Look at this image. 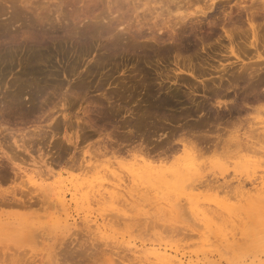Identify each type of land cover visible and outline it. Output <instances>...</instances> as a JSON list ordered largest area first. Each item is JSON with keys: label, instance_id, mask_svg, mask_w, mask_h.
Masks as SVG:
<instances>
[{"label": "rangeland", "instance_id": "374dc122", "mask_svg": "<svg viewBox=\"0 0 264 264\" xmlns=\"http://www.w3.org/2000/svg\"><path fill=\"white\" fill-rule=\"evenodd\" d=\"M251 1L0 0V221L19 233L0 235V264H43L52 245L55 264H156L124 242L206 263L264 259L263 244L230 249L207 238L249 229L253 197L264 195V54L262 64L241 9ZM263 5L248 11L264 42ZM222 27L235 29L234 54ZM146 86L168 103L151 109ZM95 189L113 194H87Z\"/></svg>", "mask_w": 264, "mask_h": 264}, {"label": "bare ground", "instance_id": "6f19581e", "mask_svg": "<svg viewBox=\"0 0 264 264\" xmlns=\"http://www.w3.org/2000/svg\"><path fill=\"white\" fill-rule=\"evenodd\" d=\"M243 1H245V0H243ZM256 1V0H255ZM255 1H251L252 3L251 4H249V6H245V4H244V6L242 5V3L243 2H239L238 4H241L242 5V7H241V9H244L245 10V12H247V16H246V18H247V21H248V25H249V27H248V29H249V32H250V39H249V41H248V45L250 46V47H253L254 48V51H255V54H256V58L259 60V59H261L260 60V62L263 60L261 57H262V53L264 54V45L262 44V43H264L262 40H260V34H259V30L260 29H258V26L255 24V19H254V14L252 13V11H248V10H251L252 9V7H253V4H254V2ZM196 3H198V2H196ZM212 3V2H211ZM211 3H209V5L211 4ZM54 4V3H53ZM55 6H56V2H55V4H54ZM53 5V6H54ZM207 5V4H206ZM208 5V6H209ZM60 6V5H59ZM205 7V6H204ZM182 8V7H181ZM190 8V7H189ZM206 8V7H205ZM209 8H211V7H209ZM262 8L264 9V5L262 6ZM55 9V8H54ZM188 9V8H187ZM174 10V9H173ZM56 11H58V10H56ZM172 11V10H171ZM195 11V10H194ZM194 11H192V12H190V13H194ZM168 12V11H167ZM169 12H170V10H169ZM168 12V13H169ZM197 12V11H196ZM198 12H200V11H198ZM203 12V11H202ZM205 12V11H204ZM167 13V14H168ZM255 13V12H254ZM195 14V13H194ZM197 14V13H196ZM201 14H203V13H201ZM190 15V14H189ZM193 15V14H192ZM198 15V14H197ZM205 15V14H204ZM178 16V15H177ZM177 16H174L175 18L174 19H176V17ZM186 17H188V14H185V15H182V14H180L178 17H177V19L178 20H180L181 22H183V20H185V18ZM168 18V17H167ZM166 18V19H167ZM231 18V17H230ZM231 19H233V18H231ZM177 20V21H178ZM163 21V20H162ZM168 21V20H167ZM173 21V20H172ZM175 21V20H174ZM177 21H175L174 22V25H177L178 23L179 24H182L181 22H177ZM186 21V20H185ZM188 21V20H187ZM229 21V20H228ZM232 21V20H231ZM171 22V21H170ZM235 22V21H234ZM162 23H165V22H162ZM168 23H169V21H168ZM171 23H173V22H171ZM231 23V22H230ZM238 23V22H237ZM161 24V23H160ZM236 24V23H235ZM263 24V23H262ZM164 25V24H163ZM166 25V24H165ZM173 25V26H174ZM183 25V24H182ZM260 25V24H259ZM168 26V25H167ZM172 26V25H171ZM171 26L169 27V28H171ZM163 27H165V26H163ZM179 27H180V25H179ZM182 27V26H181ZM159 27H157V29H158ZM172 28H174V27H172ZM171 28V29H172ZM180 29V28H179ZM222 29H223V27H222ZM181 30V29H180ZM235 30V29H234ZM234 30H232V29H225V27H224V29H223V31H224V33H225V36H226V38H227V40H228V45H227V49H229V52L231 53V54H234L235 53V50L237 49V47H236V49H235V46H234V38H233V34H232V31H234ZM176 31H178V30H176ZM165 32V31H164ZM262 32V31H261ZM164 36V35H163ZM168 36H170V35H168ZM171 37V36H170ZM262 37H263V35H262ZM169 38V37H168ZM157 40V39H156ZM262 41V42H261ZM220 42V41H219ZM218 42V43H219ZM261 43V48H262V50H259V44ZM220 47V46H219ZM241 48V47H240ZM240 50V49H239ZM237 53V52H236ZM251 56V55H250ZM255 56V55H254ZM238 57V56H237ZM32 58H34V56L32 55L31 56V59ZM238 59V58H237ZM183 61V60H182ZM182 61H180V62H182ZM264 61V60H263ZM262 61V62H263ZM261 62V63H262ZM31 63V62H30ZM34 63V62H33ZM181 64V63H180ZM253 64V63H252ZM263 64V63H262ZM30 65V64H29ZM200 66V65H199ZM264 67V66H263ZM31 68H33V67H31ZM246 68V67H245ZM141 69V68H140ZM196 69V68H195ZM201 69V68H200ZM203 69V68H202ZM225 69V67H223L222 68V70H224ZM28 70H29V68L27 69V72H28ZM195 71V70H194ZM253 71V70H252ZM29 72H30V70H29ZM140 72H141V70H140ZM187 72V71H186ZM196 72V71H195ZM201 72H202V70H201ZM239 73V72H238ZM24 74H26V73H24ZM187 74H189V75H191V76H193L194 78H197V79H199L198 78V76H196L193 72H189V70H188V72H187ZM145 75V74H144ZM201 75V74H200ZM222 75V74H221ZM221 75H219V77H221ZM188 76V75H187ZM169 77H171V76H169ZM176 77V76H175ZM189 77V76H188ZM222 77H223V75H222ZM252 77V76H251ZM148 78V77H147ZM146 78V79H147ZM207 78V77H206ZM225 78V77H224ZM233 78V77H232ZM168 79V78H167ZM260 79V78H259ZM140 80V79H139ZM191 80V79H190ZM200 81H198V82H201L202 84H201V87H202V89H208L207 87V83H205L204 81H203V78L202 79H199ZM215 80V79H214ZM222 80V79H221ZM220 80V81H221ZM187 81V80H186ZM189 81V80H188ZM213 81V80H212ZM223 81V80H222ZM262 81V80H261ZM150 82V81H149ZM228 82V84H230L229 83V81H227ZM233 82H234V80H233ZM148 83V82H147ZM213 83V82H212ZM142 84V83H141ZM153 84V83H152ZM195 84V83H194ZM193 84V85H194ZM155 85V84H154ZM197 85V84H196ZM211 85V84H210ZM209 85V86H210ZM221 85V84H220ZM220 85H219V87H220ZM226 85V84H225ZM259 85V84H258ZM152 86V85H151ZM166 86H168V85H166ZM198 86V85H197ZM218 86V85H217ZM217 86H215L216 88H217ZM246 86V85H245ZM135 87V86H134ZM147 88H148V86H146ZM200 87V86H199ZM223 87V86H222ZM227 87H228V85H227ZM226 87V88H227ZM254 87V86H253ZM256 87V86H255ZM254 87V88H255ZM258 87V86H257ZM255 88V89H257V90H259L258 88ZM260 87V86H259ZM150 88V87H149ZM148 88V90H150L149 91V93L151 92V93H153L154 94V100L153 101H151V102H155L156 104H153V105H148L151 109H154V108H156L157 109V107L156 106H158L159 105V101H161L162 100V102H164L165 103V101L167 102L168 100L166 99V97H164L163 95H162V97L160 98L159 96H155L156 95V93L158 92L157 91V89H155V90H152L151 88L149 89ZM191 88V87H190ZM214 88V87H213ZM229 88H230V86H229ZM229 88H227V89H229ZM210 89V88H209ZM255 89L253 90V91H255ZM162 90V89H161ZM177 90V89H176ZM205 90V91H206ZM212 90V89H211ZM252 90V89H251ZM261 90V89H260ZM200 91V90H199ZM198 91V87H192L191 88V90H190V94H189V96L191 97L192 95H194V94H200V93H198L199 92ZM252 91V92H253ZM170 92V91H169ZM179 92V91H178ZM218 92H219V88H217V90H215L214 91V93H217L218 94ZM224 92V91H223ZM258 92V91H257ZM159 93H161V92H159ZM225 93V92H224ZM258 93H262V92H258ZM263 93H264V91H263ZM158 94V93H157ZM174 94V93H173ZM172 94V95H173ZM211 94V93H210ZM220 94H221V92H220ZM223 94V93H222ZM227 94V93H226ZM246 94V93H245ZM253 94H257L256 93V91H255V93L253 92ZM151 94H149V95H147V96H150ZM159 95V94H158ZM176 95V94H175ZM185 95H187V94H185ZM213 95V94H212ZM247 95H249V94H247ZM264 95V94H263ZM171 96V95H170ZM253 96V95H252ZM257 96H260V94L258 95L257 94ZM253 97V98H258V97ZM261 96H262V94H261ZM260 96V97H261ZM215 97H216V95H215ZM222 97V96H221ZM153 98V97H152ZM186 98H188V96L186 97ZM264 98V97H263ZM191 99V98H190ZM206 100V99H205ZM257 100V99H256ZM171 102V101H170ZM168 103V102H167ZM158 104V105H157ZM170 104V103H169ZM242 104V103H241ZM160 105H162V104H160ZM172 105V104H171ZM185 105V104H184ZM197 105V104H196ZM229 105V104H228ZM235 105V104H234ZM239 105V104H238ZM143 106H146V105H143ZM217 106V105H216ZM234 107V106H233ZM241 107H242V105H241ZM146 108V107H145ZM148 108V107H147ZM173 108V107H172ZM237 108V107H236ZM161 109V108H160ZM5 110V109H4ZM147 110H149V108L147 109ZM155 110V109H154ZM154 110H152L153 112H154ZM185 110V109H184ZM191 110V109H190ZM188 111V110H187ZM220 111V110H219ZM2 112V111H1ZM111 112V111H110ZM148 112V111H147ZM150 112V111H149ZM190 112V111H189ZM236 112V111H235ZM241 112V111H240ZM158 113V112H157ZM183 113H184V111H183ZM191 113V112H190ZM185 115V114H184ZM219 115V114H218ZM137 120L139 119V120H141L142 121V119L143 118H137V117H135ZM201 119V118H200ZM136 121V120H135ZM140 121V122H141ZM220 121V120H219ZM137 122H139V121H137ZM143 122V121H142ZM144 123V122H143ZM204 123V122H203ZM136 124V123H135ZM196 124H199V123H196ZM195 124V125H196ZM201 124H202V120H201ZM204 124H206V123H204ZM190 125V124H189ZM188 125V127H190ZM216 125V124H215ZM183 126V125H182ZM192 126V125H191ZM187 127V128H188ZM196 127V126H195ZM191 128H193V127H191ZM204 128V127H203ZM128 133L129 134H133L134 133V130H128ZM187 133V132H186ZM183 134V133H182ZM190 134V133H189ZM253 134V133H252ZM192 136V135H191ZM195 136V135H194ZM193 136V137H194ZM250 136V135H249ZM201 138V137H200ZM203 138V137H202ZM204 138H206V137H204ZM203 138V139H204ZM165 139V138H164ZM195 139V138H194ZM198 139V138H197ZM202 139V140H203ZM200 141H201V139H199ZM206 139H204V141H205ZM212 139H210V141H211ZM203 141V142H204ZM206 142H207V140H206ZM252 142V141H251ZM145 143V142H144ZM202 143V142H201ZM155 145V144H154ZM188 146V145H187ZM170 147V146H169ZM208 147H210V144H209V146ZM172 148V147H171ZM166 151V150H165ZM82 162H84V161H82ZM88 164V163H87ZM191 164V163H190ZM193 164H195V163H193ZM82 165V164H81ZM80 165V166H81ZM86 165V164H85ZM87 166V165H86ZM142 166V165H141ZM195 166V165H194ZM95 167V166H94ZM81 168H84V167H81ZM88 168H89V165H88ZM139 168H140V166H139ZM138 168V169H139ZM142 168H143V166H142ZM2 169H3V167H2ZM86 169V168H85ZM146 169V168H145ZM148 169V168H147ZM146 169V170H147ZM176 169V168H175ZM87 170V169H86ZM107 170V169H106ZM149 170H150V168H149ZM48 171H50V170H48ZM140 171V170H139ZM47 172V171H46ZM141 172H142V170H141ZM145 172V171H144ZM149 172V171H148ZM160 172V173H159ZM161 172L162 171H158V172H156V174L158 175V176H160V174H161ZM176 172V171H175ZM178 172V171H177ZM52 173V172H51ZM106 173V172H105ZM104 173V174H105ZM143 173V172H142ZM154 173V172H153ZM43 173L41 172V175H42ZM139 174V173H138ZM46 175V174H45ZM101 175V174H100ZM113 175H115V176H117L116 174H114L113 173ZM134 175V174H133ZM156 175V176H157ZM162 175V174H161ZM0 176H2V175H0ZM4 176V175H3ZM2 176V177H3ZM49 176V175H48ZM90 176V175H89ZM95 176V175H94ZM134 176H136V175H134ZM180 176H181V174H180ZM109 177H110V175H109ZM182 177V176H181ZM181 177H179V178H181ZM44 178V177H43ZM135 178V177H134ZM151 178V177H150ZM88 179V178H87ZM104 179V178H103ZM156 179V178H155ZM160 179H162V178H160ZM171 179V178H170ZM183 179V178H182ZM41 180V179H40ZM39 180V181H40ZM101 180V179H100ZM99 180V181H100ZM144 180H146V179H144ZM151 180V179H150ZM46 181V180H45ZM79 181V180H78ZM94 181H96V180H94ZM93 181V182H94ZM106 181V180H105ZM158 181H160L159 179H158ZM157 181V182H158ZM92 182V181H91ZM90 182V183H91ZM92 182V183H93ZM107 182V181H106ZM140 182V181H139ZM87 183V182H86ZM89 183V182H88ZM119 183V182H118ZM122 183V182H121ZM113 184H115V183H113ZM117 184V183H116ZM120 184V183H119ZM35 185V188L37 187L38 189H42V187L40 186L41 184L39 183H35L34 184ZM45 185V184H44ZM84 185V184H83ZM82 185V186H83ZM94 186V188H96V186L95 185H93ZM111 186V185H110ZM113 186V185H112ZM120 186V188H122L121 187V185H119ZM81 188V187H80ZM93 189V187H90V189ZM101 188V187H100ZM101 189H103V188H101ZM101 189H95L94 191H92V193H90V192H87V194H94L95 195V197H96V192H97V195H99V196H97V197H100L101 198V196L100 195H104V193H106V194H113L112 192H110L109 191V189L108 190H101ZM78 191V190H77ZM104 191V192H103ZM120 191V190H119ZM118 191V192H119ZM93 192H95V193H93ZM117 192V191H116ZM122 192H124V191H122ZM119 194V193H118ZM175 194V193H174ZM131 195V194H130ZM133 195V194H132ZM131 195V196H132ZM78 196V195H77ZM107 196V195H106ZM105 196V197H106ZM76 197V196H75ZM112 197H113V195H112ZM69 198V197H68ZM71 198V197H70ZM70 198H69V201H70ZM77 198V197H76ZM84 198V197H83ZM87 198H89V197H87ZM90 198H91V195H90ZM89 198V199H90ZM119 198H121V197H119ZM88 199V200H89ZM102 199V198H101ZM108 199V198H107ZM115 199V198H114ZM118 199V198H117ZM166 199V198H165ZM98 200V199H97ZM105 200V199H104ZM120 200V199H119ZM172 200V199H171ZM179 200V199H178ZM192 200V199H191ZM56 201L57 202H59L60 204H62L63 206H66V204H69V202L67 203V200L65 199V197H64V195L63 196H58L57 198H56ZM90 201H92V200H90ZM123 201V200H122ZM253 202V204H252V206H251V208L256 212V217H254V218H250L251 220H252V223H251V228L249 227V229H247V230H241V231H232V232H229V231H212L209 235H207V238L208 239H211L213 242L217 239H219L220 240V244L222 245V246H224L225 248H230V249H235V248H237V247H239V243H238V241L241 239V240H243V241H245V240H250V241H252V242H254L256 245H260V244H263L264 245V195H262V196H256V197H253V200H252ZM175 202V201H174ZM186 202V201H185ZM91 203V202H90ZM93 203V202H92ZM96 203H98V202H96ZM102 203V202H101ZM100 205V204H99ZM171 205V204H170ZM182 205V204H181ZM55 206V205H54ZM68 206V205H67ZM101 206V205H100ZM103 206V205H102ZM174 206H176V205H174ZM173 206V207H174ZM195 206V205H194ZM197 206V205H196ZM195 206V207H196ZM203 206V205H202ZM199 207H200V205H199ZM97 208V207H96ZM99 208V207H98ZM97 208V209H98ZM175 208V207H174ZM177 208V207H176ZM176 208H175V210H176ZM188 208V207H187ZM100 209H102L101 207H100ZM105 209H107V208H105ZM191 209V208H190ZM205 209V208H204ZM207 209V208H206ZM82 210V209H81ZM183 210V209H182ZM188 210H189V208H188ZM194 210V209H193ZM79 211V210H78ZM176 211H178V209L176 210ZM176 211H175V213H176ZM181 211H179L177 214H179ZM112 213H113V211L109 214L110 216H112ZM114 213H116L117 214V212H114ZM113 213V215H114V217H116V216H120V215H116V214H114ZM199 213V212H198ZM105 214V213H104ZM107 214V213H106ZM181 214V213H180ZM179 214V215H180ZM192 214V213H191ZM103 215V214H102ZM116 215V216H115ZM150 215V214H149ZM198 215V214H197ZM72 216V215H71ZM94 216V215H93ZM107 216V215H106ZM122 216V215H121ZM121 216H120V218H121ZM153 216V215H152ZM89 217V216H88ZM104 217V216H103ZM125 216H123V218H124ZM127 217V216H126ZM178 218H181V217H179V216H177ZM112 218V217H111ZM123 218H121V219H123ZM147 218V217H146ZM157 218V217H156ZM168 218V217H167ZM171 218V217H170ZM213 218V217H212ZM243 218V217H242ZM106 219V218H105ZM118 219H119V217H118ZM125 219V218H124ZM142 219H144V218H142ZM182 219V218H181ZM249 219V218H248ZM73 220V219H72ZM104 220V219H103ZM108 220V219H107ZM116 220H117V217H116ZM116 220H114V221H116ZM126 220V219H125ZM140 220V219H139ZM171 220H173V219H171ZM170 220V221H171ZM178 220V219H177ZM184 220V219H183ZM138 221V220H137ZM153 221H155V220H153ZM152 221V222H153ZM184 221H186V220H184ZM168 222V221H167ZM248 222V221H247ZM143 223V222H142ZM172 223V222H171ZM179 223V222H178ZM181 223V222H180ZM197 223V222H196ZM140 224V223H139ZM175 224V223H174ZM163 225V224H162ZM173 225V224H172ZM197 225V224H196ZM244 225H245V223H244ZM79 226V225H78ZM93 226V225H92ZM91 226V227H92ZM179 226V225H178ZM183 226V225H182ZM200 226H201V224H200ZM212 226V225H211ZM94 227V226H93ZM99 227V226H98ZM149 227V226H148ZM150 227H152V226H150ZM158 227V226H157ZM168 227V226H167ZM173 227H176V226H173ZM202 227V226H201ZM213 227V226H212ZM181 228V227H180ZM146 229V228H145ZM182 229V228H181ZM79 230V229H78ZM77 230V231H78ZM85 230V229H84ZM176 230V229H175ZM225 230V229H224ZM230 230V229H229ZM240 230V229H239ZM77 231H76V233H77ZM168 231V230H167ZM174 231V230H173ZM177 231V230H176ZM181 231V230H180ZM180 231H178L179 232V235L181 234L180 233ZM209 231V230H208ZM89 232V231H88ZM98 232V231H97ZM148 232V231H147ZM203 232H206L205 230L203 231ZM13 233V235L16 233V234H19L18 233V225H16V226H13V225H10L9 223H3L2 221H0V235H6V236H10V234H12ZM36 233V232H35ZM34 231H32V232H30V236H32L33 238H34ZM108 233V232H107ZM148 233H150V232H148ZM163 233V232H162ZM172 233V232H171ZM170 233V235H172ZM185 234L187 233V232H184ZM31 234H33V235H31ZM37 234V233H36ZM111 234V233H110ZM161 234V233H160ZM190 234V233H189ZM235 234V235H234ZM76 235V234H75ZM121 235V234H120ZM146 235H148V234H146ZM177 235V234H176ZM194 235H195V233H194ZM194 235H192V236H194ZM200 235V234H199ZM16 236V235H15ZM19 236V235H18ZM93 236V235H92ZM152 236V235H151ZM157 236V235H156ZM161 236V235H160ZM168 236V235H167ZM196 236V235H195ZM17 237V236H16ZM145 237V236H144ZM164 237L166 238V236L164 235ZM163 237V238H164ZM189 237V236H188ZM191 237V236H190ZM201 237V236H200ZM236 237H237V239H236ZM12 238V237H11ZM96 238V237H95ZM58 239H60V238H58ZM67 239V238H66ZM91 239V238H90ZM132 239V238H131ZM149 239V238H148ZM20 240V239H19ZM28 240V239H27ZM45 240V239H44ZM93 240V239H92ZM97 240V239H96ZM161 240V239H160ZM23 241H24V239H23ZM35 241V240H34ZM33 241V242H34ZM36 241H38V240H36ZM140 241V240H139ZM157 241V240H156ZM64 242V241H63ZM70 242V241H69ZM77 242V241H76ZM75 242V243H76ZM97 242V241H96ZM178 242V241H177ZM22 243V242H21ZM35 244L37 243V242H34ZM47 243H48V241H47ZM99 243H101V242H99ZM99 243H98V246H99ZM104 243V242H103ZM108 243H110V242H108ZM154 243V242H153ZM58 244V243H57ZM60 244V243H59ZM96 244V243H95ZM124 244H125V246H123V247H125L124 249H127L128 251H131L132 253H130V254H133L134 255V257H139V258H143L144 260H148V259H154L155 261H156V264H245V263H240V262H233V261H227V262H221V261H209V262H207L206 263V261L207 260H199V259H194L193 257H192V255H186L185 253H182L181 251L179 252L178 250H176V249H174V250H172V249H169V248H167V247H163V246H161V244L159 243V244H157V246L156 245H151V246H148L147 244H145V243H141V244H139V245H136V244H130V243H128V242H124ZM155 244V243H154ZM36 245H38V244H36ZM44 245H45V243H44ZM62 245V244H61ZM69 245V244H68ZM103 245V244H102ZM123 245V244H122ZM65 247H66V245H64ZM148 246V247H147ZM168 246V245H167ZM216 246V245H215ZM54 246L52 245V246H49V247H45L44 249H42L43 251L40 253V255H41V257H40V261L42 262H44L43 264H45V262L47 263V264H55L54 263V260H55V251H54V248H53ZM57 247V246H56ZM107 247V246H106ZM108 247H109V245H108ZM114 247V246H113ZM169 247V246H168ZM218 247V246H217ZM69 248V247H68ZM72 248V247H71ZM85 248V247H84ZM95 248H96V246H95ZM99 248V247H98ZM104 248V247H103ZM114 248H116V247H114ZM86 249H88V248H86ZM86 249H84L85 251H86ZM220 249H221V247H220ZM223 249V248H222ZM26 249H24V251H25ZM83 250V249H82ZM92 250V249H91ZM102 250V249H101ZM106 250V249H105ZM121 250V249H120ZM123 250V249H122ZM126 250V251H127ZM67 250H65L64 252H66ZM103 251V250H102ZM228 251V250H227ZM20 252H22V251H20ZM27 252V251H26ZM64 252H63V254H64ZM90 252V251H89ZM91 252H93V251H91ZM96 252V251H95ZM58 253V252H57ZM102 253V252H101ZM105 253V252H104ZM103 253V254H104ZM113 253H114V251H113ZM22 254V253H21ZM93 254H95V253H93ZM118 254V253H117ZM120 254V253H119ZM194 254V253H193ZM207 254V253H206ZM227 254H229V253H227ZM38 255H39V251H38ZM84 255V254H83ZM82 255V256H83ZM86 255V254H85ZM105 255H107L108 256V254H105ZM116 255V254H115ZM125 255V254H124ZM124 255H122V256H124ZM11 256V255H10ZM90 256H91V254H90ZM98 256H100V255H98ZM110 256V255H109ZM132 256V255H131ZM33 257H35V256H33ZM101 257H102V255H101ZM100 257V258H101ZM127 257H130V256H127ZM221 257V256H220ZM27 258V257H26ZM98 258V257H97ZM97 258H95V259H97ZM126 257H124V259H125ZM199 258V257H198ZM216 258V257H215ZM57 259V258H56ZM103 259H105V260H107L106 258H103ZM123 259V258H122ZM243 259V258H242ZM126 260V259H125ZM143 260V261H144ZM97 261H99V259L97 260ZM116 261V260H115ZM114 261V263H116ZM142 261V262H143ZM28 262V261H27ZM26 262V264H28ZM34 262H35V260H34ZM37 262V261H36ZM55 262H56V260H55ZM94 262V261H93ZM96 262V261H95ZM141 262V261H140ZM145 262V261H144ZM6 263V262H5ZM4 263V264H5ZM30 263V262H29ZM33 263V262H32ZM37 263H39V261L37 262ZM57 263V262H56ZM60 263V262H59ZM109 263V262H108ZM120 263V262H119ZM133 263H134V261H133ZM147 263H149V262H147ZM247 263V262H246ZM31 264V263H30ZM94 264H96V263H94ZM98 264V263H97ZM106 264V263H105ZM121 264V263H120ZM132 264V263H131ZM141 264V263H140ZM144 264V263H143ZM247 264H264V259L262 260L259 256H255L249 263H247Z\"/></svg>", "mask_w": 264, "mask_h": 264}]
</instances>
